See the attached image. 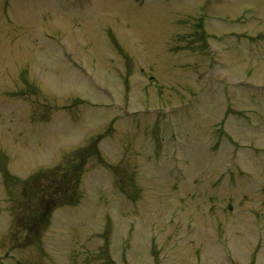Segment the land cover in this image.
Masks as SVG:
<instances>
[{"label":"rangeland","instance_id":"374dc122","mask_svg":"<svg viewBox=\"0 0 264 264\" xmlns=\"http://www.w3.org/2000/svg\"><path fill=\"white\" fill-rule=\"evenodd\" d=\"M209 1L0 0V264H264V0Z\"/></svg>","mask_w":264,"mask_h":264},{"label":"flooded vegetation","instance_id":"af4514ba","mask_svg":"<svg viewBox=\"0 0 264 264\" xmlns=\"http://www.w3.org/2000/svg\"><path fill=\"white\" fill-rule=\"evenodd\" d=\"M164 1H170V0H164ZM178 2V1H177ZM208 2H210L209 0H204V5H205V3H208ZM179 12H180V10H179ZM178 12V13H179ZM201 13V12H200Z\"/></svg>","mask_w":264,"mask_h":264},{"label":"trees","instance_id":"16d2710c","mask_svg":"<svg viewBox=\"0 0 264 264\" xmlns=\"http://www.w3.org/2000/svg\"><path fill=\"white\" fill-rule=\"evenodd\" d=\"M54 187H56V186H54Z\"/></svg>","mask_w":264,"mask_h":264}]
</instances>
